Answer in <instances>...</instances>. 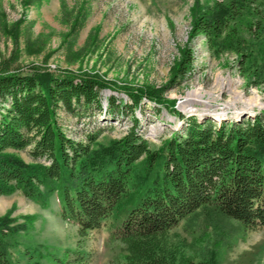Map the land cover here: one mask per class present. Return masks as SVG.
Instances as JSON below:
<instances>
[{
    "label": "trees",
    "instance_id": "obj_1",
    "mask_svg": "<svg viewBox=\"0 0 264 264\" xmlns=\"http://www.w3.org/2000/svg\"><path fill=\"white\" fill-rule=\"evenodd\" d=\"M26 3L39 5L42 0ZM253 4L222 0L202 5L194 0L190 38L201 34L213 46L235 49L245 64L250 54L237 46L238 23L254 29L264 52V14ZM191 67L192 55L185 50L166 86L136 89L118 87L96 73H23L0 67V196L18 191L41 208L57 196L61 220L77 227L81 240L114 217L110 239L129 254L125 262L110 259L104 264H160L140 254L142 244L206 208L238 221L244 232L264 229V111L240 122L182 121V133L153 151L137 134L135 118L124 136L105 146H95L96 134L86 142L70 139L58 123V110L73 116L81 110L100 112L106 90L122 91L130 109L146 98L183 120L163 93L180 85ZM107 104L109 111L118 105L112 96ZM27 149L31 163L17 155ZM35 219L25 216L16 224L8 213L0 217V264L85 263L81 252L23 244L21 237Z\"/></svg>",
    "mask_w": 264,
    "mask_h": 264
},
{
    "label": "rangeland",
    "instance_id": "obj_2",
    "mask_svg": "<svg viewBox=\"0 0 264 264\" xmlns=\"http://www.w3.org/2000/svg\"><path fill=\"white\" fill-rule=\"evenodd\" d=\"M215 1L222 0H199L202 5ZM26 2L0 0V67L23 73H96L118 87L162 88L182 53L187 50L192 55V67L183 82L163 93L165 99L174 101V110L183 120L146 98L130 109L129 98L122 91L106 90L101 92L100 112L81 110L79 116H73L57 111L58 123L70 139L86 142L88 135L96 134L95 146H105L124 136L135 118L137 134L153 151L172 135L182 133V121L240 122L264 111V52L257 46V33L237 24V46L250 54L245 64L240 63L235 49L213 46L201 34L190 38L194 0ZM251 7L264 14V0H254ZM194 92L200 102L187 112L182 107ZM111 96L118 105L109 111L107 99ZM219 114L223 117H217ZM29 150L17 153L26 163L32 162ZM59 212L57 196L50 197L47 208L18 191L0 196V217L8 213L16 224L25 216L36 217L31 231L21 237L23 244L46 245L60 253L81 252L86 255L84 264L126 261L129 251L110 239L114 217L81 240L77 227L62 221ZM141 253L160 264H264V229L244 232L238 221L206 208L144 242Z\"/></svg>",
    "mask_w": 264,
    "mask_h": 264
},
{
    "label": "bare ground",
    "instance_id": "obj_3",
    "mask_svg": "<svg viewBox=\"0 0 264 264\" xmlns=\"http://www.w3.org/2000/svg\"><path fill=\"white\" fill-rule=\"evenodd\" d=\"M198 94L196 92L191 93L188 98L185 100L183 105V110L187 112H191V105L195 103H199ZM217 117H223V114H219Z\"/></svg>",
    "mask_w": 264,
    "mask_h": 264
}]
</instances>
